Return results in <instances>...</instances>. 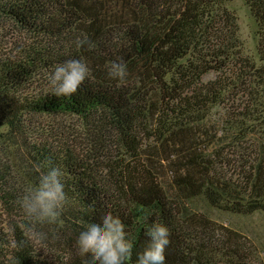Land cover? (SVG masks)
I'll use <instances>...</instances> for the list:
<instances>
[{"label": "trees", "instance_id": "trees-1", "mask_svg": "<svg viewBox=\"0 0 264 264\" xmlns=\"http://www.w3.org/2000/svg\"><path fill=\"white\" fill-rule=\"evenodd\" d=\"M232 1L0 0V264H85L76 238L105 211L134 238L127 264L153 222L169 229L165 264H264L211 216L264 214V0H245L253 55ZM69 58L90 75L57 97L48 75ZM51 167L62 225H36L16 199Z\"/></svg>", "mask_w": 264, "mask_h": 264}, {"label": "clouds", "instance_id": "clouds-1", "mask_svg": "<svg viewBox=\"0 0 264 264\" xmlns=\"http://www.w3.org/2000/svg\"><path fill=\"white\" fill-rule=\"evenodd\" d=\"M76 47H90L87 39H78ZM90 68L81 58H69L53 66L48 75L52 94L70 97L83 81L89 77ZM107 75L123 82L127 76L124 62L109 63ZM16 203L24 215L36 225H62V213L66 203L61 171L49 168L38 180L17 196ZM39 240L48 238V233L36 231ZM147 243L136 253L133 264H165V249L170 243L169 229L163 223L153 222L145 227ZM81 255H87L85 264H127L131 260L134 238L118 215L105 211L102 215L84 224L76 238Z\"/></svg>", "mask_w": 264, "mask_h": 264}, {"label": "rangeland", "instance_id": "rangeland-1", "mask_svg": "<svg viewBox=\"0 0 264 264\" xmlns=\"http://www.w3.org/2000/svg\"><path fill=\"white\" fill-rule=\"evenodd\" d=\"M232 9L235 10L238 16V22L241 29V38L247 51V55H253L256 50V24L254 18L245 3V0H233L230 3ZM11 24H6L4 30L10 33L14 31ZM2 31V30H1ZM216 76L215 72H209L203 79L209 80ZM221 112V110H219ZM216 117V116H215ZM212 211V210H211ZM211 216L218 222L228 225L234 229L240 230L250 240L255 241L257 245L264 246V214L256 212L249 216H228L220 213L212 212Z\"/></svg>", "mask_w": 264, "mask_h": 264}]
</instances>
